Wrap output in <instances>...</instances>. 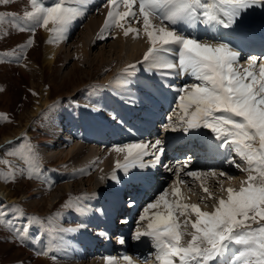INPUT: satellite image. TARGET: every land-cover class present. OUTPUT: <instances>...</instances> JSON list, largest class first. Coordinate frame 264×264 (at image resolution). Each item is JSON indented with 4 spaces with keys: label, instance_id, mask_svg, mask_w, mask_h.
I'll use <instances>...</instances> for the list:
<instances>
[{
    "label": "snow or ice",
    "instance_id": "obj_1",
    "mask_svg": "<svg viewBox=\"0 0 264 264\" xmlns=\"http://www.w3.org/2000/svg\"><path fill=\"white\" fill-rule=\"evenodd\" d=\"M78 2L85 4L86 0ZM0 3L7 4L9 0H0ZM66 3L67 0H56L45 6L38 0H31L32 10L24 13V19L32 22L31 27L16 26L34 35L36 28L51 23L50 31L55 39H60L66 35L71 22L82 15L80 8L65 6ZM102 6L109 10L101 36L115 27L124 29L125 36L134 33L139 37L141 28L125 27L122 22L142 23V32L151 44L142 62L147 63V70L170 79L189 75L195 81L182 86L169 85L177 93L181 111L178 125L171 127V131H176L177 127L185 134L210 130L214 140L219 141L216 147L227 152L224 163L240 167L233 158L234 153L246 163L244 170L249 173L247 186L242 184L238 191L227 189V197L220 198L214 210L208 212L197 204L183 202L179 184L186 181L180 176L183 172L193 180H201L203 191L210 196L203 181L215 177L216 171L186 170L188 164L176 168L177 181L171 186V195L176 199L170 201L165 189L149 202L137 222L146 221V228L137 227L134 239L141 236L151 239L157 264H176L177 259L179 264H264V223H261L264 222V62L259 64L257 73L254 70L257 58L250 56L248 67L241 70L242 53L231 41L201 42L198 36L176 27L184 23L232 29L250 10L264 9V0H211L210 3L207 0H105ZM154 19L160 23L153 24ZM31 43L29 40L27 45ZM168 54H174L175 59H169ZM135 68L130 65L124 75H130ZM168 121L171 123V117ZM169 123L164 125L165 130L169 129ZM114 151L124 154L123 161H116L115 169L125 174L137 167L162 166L169 172L175 167L162 162L165 149L161 139L118 146ZM149 155L152 159L145 161L144 157ZM219 175L226 173L221 171ZM111 179L120 182L115 171ZM129 204L134 206L135 202L129 201ZM152 209L156 211L149 215ZM97 212L103 210L97 209ZM180 217H184L182 223ZM0 223H6L24 243L38 219L22 216L14 205L0 204ZM122 223L128 221L124 219ZM253 223L260 226L252 228ZM185 236L190 237L186 242ZM31 238L38 237L31 233ZM118 243L124 245L125 238L120 236ZM233 245L242 246V250L234 251ZM36 254L47 255L48 252L36 250ZM152 255L149 253L143 258L144 264H148ZM123 260L125 264H134L127 255ZM107 264L116 262L108 258Z\"/></svg>",
    "mask_w": 264,
    "mask_h": 264
},
{
    "label": "rangeland",
    "instance_id": "obj_2",
    "mask_svg": "<svg viewBox=\"0 0 264 264\" xmlns=\"http://www.w3.org/2000/svg\"><path fill=\"white\" fill-rule=\"evenodd\" d=\"M42 1L44 0H38V3L43 4ZM52 4L54 3L51 2L45 6H49ZM69 5L73 7L71 4L67 2L66 6ZM81 5H82L80 7L82 11L81 18L85 19L84 23L81 22V18H80L79 22L71 26V28L68 27L70 28V30H68L70 32L66 36L67 40L64 43L65 46L63 45L61 50L58 51L56 55V59L53 62V64L50 63L47 65V63H44L42 59V47H43V42L45 40L43 36L42 28L41 27L36 28L35 33L33 35L31 31L28 30L21 31L19 30V27L16 26V25H20L25 27H31L32 22L24 19V13L26 11L32 10L31 0H9V3L7 4L0 3V16L3 17V19L0 20V185L4 187V189L2 188L4 191L7 192L8 190L11 192V195L13 196L14 199L11 202L12 204L11 203L10 204L11 206L14 205L16 208H18L22 216L36 217L38 219V223L44 226L45 225L48 226L46 230L48 231V234L50 235L51 241H53L54 245H56L54 240L58 239L57 237L58 235L56 234V232H53L54 229L52 231L49 230V227L53 228L52 226L56 227L55 230L65 231L70 229L72 231L77 232L81 237V242L83 243L85 242L86 238L87 239L89 238L87 237L88 235L89 236L92 235L91 238L95 240L93 242L95 244L96 253L91 248L87 256L81 257L78 260L73 261L74 263L87 264L90 263L91 259L94 258L98 259L99 257L102 258V257H108L114 255L113 260L116 262V264H121V263L124 264L125 262L123 260V256L127 255L131 257L133 261L135 260L134 264H138L137 261H140L141 257L144 258L149 255L148 251L144 249L143 250L144 254L143 255L140 254L139 258L137 257L138 253H140V245L142 243H144L145 245L148 244L150 249H152L153 246L151 239L149 237L141 236L138 240L134 239L131 247H129L130 246L129 245L130 241H129L128 243H126L127 246H125L127 247V249L119 250L117 249V245L120 246V244L118 243V238L120 236H123L125 240H127L126 232L130 231L129 233V237H130L131 230L133 231L132 237L134 238L137 227H140L141 230H144V228H146L147 222L144 221L138 224L137 222L139 219H137V216L141 212L143 213L144 207H146L149 202L154 201L156 196L163 191L161 190L159 192H155L154 196L150 192H148L149 194H147V192H142V188L141 190L139 189V184H141L140 181L143 179L144 173L142 171H139L137 168H133L132 171L134 174V182L132 186H130V190H129L130 192L133 191L134 193L133 195L126 196L121 193L120 191L121 187H123L124 184L128 183L127 180H129V178L120 177L119 183H117L116 181L107 182L108 191L105 192L103 195L94 196L93 193H95L96 191L95 190L91 191L93 189L90 190V187L94 183V181L91 184V182L87 180L86 177L82 176V174H86L84 172H82V174H77L76 176L73 175V177L75 178L73 179L74 183L70 184L71 187H69L68 191L62 193L63 190L65 189L64 188L65 186H63L62 184L72 183L70 179L66 178V175L68 174V170L72 169V167L67 168L66 165L65 167L62 166L63 162L61 158H63L69 151H71V148L74 145L77 146L78 144H80L83 146L99 149V153L100 151H104L101 152L100 154L99 153L96 154L97 158L94 159V162L96 161L95 163L90 162V166L94 164L96 167L98 166L102 167V165L106 161H108L109 158H112V154H113L112 152L115 147L124 146L129 143H150V142H154L156 139H161L163 141L164 139V137L162 138V136L164 135L162 133L164 127L163 124L165 125L166 123H169L168 117H171V122L172 121L174 122L169 126V128L171 129V127L177 126L178 122H176V120H174L172 116H175V119L178 118L177 121H179L181 117V111L179 108H174L172 109V111H169L168 117L165 116L163 121L161 119L157 120V124H156L157 129L155 130V134H156L155 137L145 136L139 139L137 138L135 139L134 134L131 131H136V132L138 131V129L141 126L140 120L142 119L139 120V118H136V116L132 118L130 112L124 115H120L119 111L117 110H115L116 112L113 111L116 106L111 105L110 108L111 111H113V113L111 114L115 118L112 117L109 119V121H105L106 128L104 129H108V131L106 132L110 133L109 130L111 128H116L114 129V131L116 132L117 135H119L118 136L119 139H117L115 142L106 139V140H100L99 142L98 140L95 141L91 140L88 143H86L85 139L87 138V134L91 136L90 131L93 130L89 129L87 126L85 127L83 121H79L80 119L76 115V111L74 108L71 111H69L68 108L69 106H73V107L79 106L78 111H83L86 109L87 106L78 105L76 101H72V100L66 101L65 98L70 96V94L72 93L74 94V92H77L78 95L80 94L86 95L89 92H90L89 95L92 93L94 94L95 89L89 88V87L92 88V86H94L96 90L99 92V94L102 96L100 98H102L104 101H107L108 103L109 102L111 103V101L113 100L116 101V99L109 94L112 92L107 88H109L110 86L112 87L115 80L117 81L121 80L120 83L117 85V87L122 93L124 92L123 93L124 97L123 96L119 97L116 94L113 93L112 94L116 97H119V100L124 101L127 104L126 107L129 108L128 110H131L132 112L136 110L135 112H139L141 105L138 103L132 105V101L134 99L135 94L132 92L127 93L126 88L128 84L126 83V81H128L130 78L126 77L127 79L126 78L124 79V77L126 76L124 75V72L126 69L129 68L130 65H135L136 66L135 70L131 72V75L134 73L132 75L133 76L132 79H135L137 77L138 81L141 80V83L143 80H145V78H149V77L153 78V73H151L149 77L148 76L143 77V80L142 78L140 79L137 76V73L140 74L141 72L139 71H144L146 64L144 65V68H140L139 66L142 65V60H138L137 62L130 63L131 59L130 57H128V54L131 52L128 44H124V49L120 51L118 54H116L114 48L110 46V45L116 46L119 43V40L116 39V36L117 38L119 36L126 37L124 35V29L121 28L114 27L110 31H105L103 33V36L101 35L99 36L102 38L104 37V40H95L92 43L93 45L91 44L89 47L87 46L88 49L87 53H89V57L84 58L83 56H80L79 50L77 48L80 44H82L85 35L90 34L88 20L90 18L92 19L91 16H94L100 22L102 21L101 26L99 27L98 31H96L97 35L101 34L102 33L101 31L104 29V23L107 17V12L109 10L107 7H103L104 11H100L99 14L98 13L94 14L91 8V4L86 5L88 7L90 6L89 9L90 12L84 8L85 4H81ZM137 5L136 8H138ZM13 20L16 21V24H13ZM122 23H125V27L131 26L134 28H141L142 26V23H137L135 21H132L131 23H126V22H122ZM179 25L181 27V24H178L176 25L177 29L179 28ZM178 30H180V28ZM95 34L96 33H94V35ZM90 35L91 36L89 40L92 41L94 39V36L93 38H91L92 34ZM29 40L32 41L30 46L27 45V42ZM149 47H151V44L149 45ZM147 51L148 49H146V52ZM101 54L104 55L105 57L104 60H101L102 59ZM247 60L248 59L243 58L242 61H240L241 70H243V68L248 67ZM89 61L94 62L101 67L104 64L106 68H100L99 70V68L96 66H90L91 63ZM261 62H263L262 58L258 60L257 64H260ZM101 63L103 64L101 65ZM88 68L89 71L87 74L85 72H82V70H88ZM147 69L148 66L146 67V72L148 73L149 70ZM254 70L257 73L259 72L258 65H256V68ZM154 75L156 76V74ZM186 76L188 78V81L183 83V85L191 84V82L192 83L195 82L189 75H185V78ZM108 82H110V84H107ZM143 84L145 86H149L146 82H144ZM151 85L154 84L150 83V86ZM101 86L102 87L106 86L107 88L103 87L104 89H101L100 88ZM174 95L177 96L176 93H174ZM43 96H45L46 97L45 100H47V104H45L46 105L45 109L41 113H37V115L32 116V112L35 109V107H40V108L43 107L41 105V100ZM122 97L123 99H120ZM114 103L115 102H113V104ZM54 109L59 111L63 109L62 111L63 117L68 116V114H71L70 120L72 121L69 123L71 125L70 130L65 131L64 137H62L61 147H55V154L60 152L59 157L55 160L49 161L46 158H42L41 155H39L38 148L39 146L44 145L45 150H48L46 145L50 144V141H48L46 138H47V134H49L48 126L49 124L51 125L50 115L52 114ZM95 113L96 115L99 114V116H101L104 112L98 111ZM127 114H129V117L125 118V115ZM139 114L141 116L142 112L140 111L138 115ZM123 120L126 123L123 124L122 122ZM83 127L84 129H81ZM56 128H57L56 130H58L59 126L56 125ZM179 130L182 131V129L177 127L176 131ZM16 131L19 132L15 133ZM197 131L198 130H196V132ZM6 135H9L11 139H9L7 142H3L1 138ZM82 135L84 136L82 137ZM77 136L82 137L81 140ZM92 138L93 137H91V139ZM187 138L188 140H185L186 142L192 141L191 134H186L185 139ZM9 142H13V143H9ZM42 151L44 150H40V152ZM149 151H151V149H149ZM233 157L236 158L238 156L233 155ZM66 158L70 159L72 158V156L69 154L66 156ZM144 159L145 161L151 160V156L150 155L146 156L144 157ZM178 161L179 160H176V162ZM163 163L165 164L166 161ZM239 163L240 165H242V162L239 161ZM86 165L88 166V163L84 164L81 159V162H79L76 165L75 169L83 170L84 168L87 167ZM159 167L163 170V174L161 172V169L159 170L161 172V175H159V181H161V178H165V180H163L162 183L167 186L166 188L167 190H169L170 188L172 189L171 186L173 185V182L176 181L175 172L168 173L167 175V170L162 166ZM211 170L219 171V173L223 171L227 175H225L224 177V176H220L219 173H217L215 177H208L210 180L209 183L213 181V183L215 182L217 185L218 183L216 180H218V182H220L219 184L225 185L228 182L230 183L229 177L232 178L233 181H236L237 183H241L240 180L242 178L239 179V177H241V174L243 173L241 172V174H238V172L240 171L235 170L236 172L234 171V173L228 172L225 171L222 168V166H219ZM197 171L202 172L201 168ZM203 171L208 172L209 170H203ZM87 172H90V170H88ZM98 172L99 171H97V173ZM94 175H95L94 173H91L89 177ZM93 180H95L96 182L97 177H93ZM183 180L189 181L188 183L190 184L189 186H187V189L183 188L181 190L182 195L184 197L183 202L190 204L194 200L197 201V199H195V197H197L200 199L198 203L206 207L208 210H210V208L212 209L213 205L216 204L221 197H223L224 192L226 190L223 186H221L220 189L216 187L214 188V186L210 185L207 182V180H204L203 186L207 188L211 187L208 188V192L210 193L209 196L203 191L201 187L202 182L200 183L199 186V184H196L197 181H195L196 183L192 185L191 182L193 180L191 178L183 179ZM75 181L77 182V184H75L76 183ZM180 185L182 187V184ZM155 186H157L158 188L160 187V185L157 184ZM155 186H153L152 188L154 189ZM168 186H170V188ZM75 187L77 188V190L74 192L73 189ZM192 188L193 190L192 192H190V189ZM59 190H61V193L56 192ZM118 191H119V196L120 197L123 196L126 202L130 201V199H133L135 205H138L140 198L143 199V201H141V205H140L141 209L139 210V213L137 212L134 216H131L130 214L131 216L130 217L129 214L126 213H124L123 215H118L120 217H117V223L114 225L113 229L110 230L111 231L110 236L112 239L111 243H113V247L105 246V243L101 241L102 240L101 234L99 233L98 235L97 231H94L93 228L87 226L89 222H86L84 225L82 223H78L77 225H73L72 227L69 223L63 222L64 219L62 218H60V220H57L60 214L62 216L64 215L63 212L67 214L68 209L72 212L74 211L76 212L79 205H82L81 206L82 208L87 207L88 210H91L92 207L93 212L89 213V214L92 213L91 218L100 219V217H102L103 212L102 213L97 212V209L103 210V205L108 203L110 194L112 196L113 193L115 192L117 193ZM125 191L126 190H124L123 193H125ZM214 192H216L217 194ZM54 193L57 194V196H59L60 194L61 195L59 196V198H57L58 200L54 203L52 210L51 208L47 209L46 204H43L42 207H36L35 203L39 200V198H41L44 195H47L46 196L47 198ZM28 194H30L29 195L30 197L28 196ZM170 194L171 193H169L168 195L169 198H170ZM146 195L147 197H144ZM141 196H143V198ZM172 198L176 199V197H174L173 195ZM0 204H3V202L0 201ZM112 206L114 207V204ZM108 209L109 207H107L106 211ZM124 219H126L130 223L129 222L126 224L122 223V220ZM183 220L184 217H180L181 223L183 222ZM81 225H83V227H81ZM189 229L191 228L189 227ZM83 237L85 238L83 239ZM58 243H60L59 240ZM83 243L80 242L76 243L73 252L80 251L81 249H79V247L82 246ZM63 244L66 245L67 243L63 241ZM36 246H37V239L33 240L31 238V233L28 236V238L25 240V242L21 243L20 240L15 237L12 230L6 223H0V264H37L39 263V258L41 257V255L36 254ZM107 247L108 250L106 251ZM114 248H116V250ZM61 250L57 249V247L53 248L52 254L50 256L48 255L49 256L48 260H51L52 264H55L57 262L58 260L57 257L60 255ZM109 250L112 251L110 255L107 254ZM104 252L106 253L103 255L106 256H103L101 254ZM150 253H152L153 255L148 260V264H157V261L155 260V253L154 252H150ZM97 255L98 257H94ZM140 263L144 264V261H140ZM176 264H179L178 259Z\"/></svg>",
    "mask_w": 264,
    "mask_h": 264
},
{
    "label": "bare ground",
    "instance_id": "obj_3",
    "mask_svg": "<svg viewBox=\"0 0 264 264\" xmlns=\"http://www.w3.org/2000/svg\"><path fill=\"white\" fill-rule=\"evenodd\" d=\"M207 1L209 3L211 2V0H207ZM42 2H43L44 5H48L51 2L55 3L56 0H44ZM67 2L69 4H71L73 7L80 8L82 6L78 2V0H67ZM89 4H91V8H92V11H93L94 14L95 13L99 14L100 11H104L103 6H102L104 4V0H93V1L86 0L84 8L90 12V10H89L90 6L89 7L86 6V5H89ZM101 6H102V8H101ZM137 7H138V5H137ZM121 10H123V9H121ZM81 16L82 15L78 16L77 18H75L71 22L69 27L71 28V26H73L77 22H79ZM91 17H92V19L90 18L88 20V25H89V32H90V34H92L91 38H93V36H94V39L92 41H90L89 38H90L91 35L90 34L85 35V37L83 38L82 44H80L78 46V48H77L79 50V55L83 56L84 58L89 57V53H87V51H88L87 46L89 47L93 43V41H95V40H104V37L103 38L99 37L101 34L97 35V32H96V31H98L99 27L101 26V22L102 21L100 22L94 16H91ZM84 21H85V19L81 18V22L84 23ZM240 21H242V20H240ZM159 23H160L159 20H153V24H159ZM179 27H180V25H179ZM41 28L43 30L42 32H43V36L45 38V40L43 42V47H42V59H43L44 63H47V65L50 64V63L53 64V62L56 59V55H57L58 51L61 50L62 46L64 45V43L67 40L66 36L70 32V31H68V30H70V28L67 29L66 35L61 37L60 39H55V34L50 31V29L52 28V24L51 23L47 27H41ZM246 32H248V31H246L245 26L241 22H237L236 26L234 28H232V29H229V30L225 29V28H223L221 26H215V27H207L206 26V28L202 30V34H201V36L199 38H200L201 42H208V43H217L218 40H219V42L225 41V37H228V36L229 37L240 36L239 37L240 40L247 41V42H257V41L264 40V38L260 37V33H258V32H257L258 35L253 33L250 37H246V36L242 37L241 34L245 35ZM94 33H96V34L94 35ZM116 39L119 40V43L116 46L110 45L111 47L114 48L116 54H118L120 51H122L124 49V44H128V46L130 47V52H131V53L128 54V57H130V59H131L130 63L137 62L138 60H142V62H143L144 55L147 53L146 49H149L150 42L148 41L147 37L143 34L142 26H141V33H140L139 37H136L134 33H129V35L126 36V37H120L119 36L117 38V36H116ZM235 48L237 50L241 51V52H242V49L243 50L247 49V47H245V44H240L238 42V40H237ZM101 57H102L101 60L105 59L103 54H101ZM168 58L169 59H175V56H174V54H168ZM242 59L243 58L241 57L240 61H242ZM89 62L91 63L90 66H96V67L99 68V70H100V68H106L103 63H101V65L103 64V66L101 67V66H98L94 62H91V61H89ZM263 62H264V60H263ZM145 64H146V66H145L144 71H139L141 73L140 74L137 73V76L140 79L142 78V80H143V77H145V76L149 77V75H151V73H153V78H155V79H153L152 77L145 78V80H143L142 83H141V80L138 81L137 77L135 79H132L133 78L132 75L134 73L132 75L131 74L130 75H126L124 77V79L126 77L130 78L128 81H126V83L128 84L126 90H127V93L128 92H132V93L135 94L134 95V99L132 101V105H134L136 103L141 105V108L139 110V112L140 111L142 112L141 116H140V114L138 115L139 112H135L136 110H134V112H132L131 110H128L129 108L126 107L127 104L124 101L119 100V97H121V96L124 97V94H123L124 92L122 93L117 87V85L120 83L121 80H118V81L115 80L113 85H112V87L110 86L111 88L110 87L107 88L106 86H103L104 88H107L108 90H110L113 94H116L117 96H119V97H116L112 93H109L112 97H114L116 99V101L113 100V101H111V103L110 102L108 103L107 101H104L102 98H100L102 96L99 94V92L96 90V88L94 86H92V88L89 87L90 89H95V93L94 94L92 93V94L89 95V93H90L89 92L86 95L85 94L84 95H82V94L78 95L77 92H74V94L72 93V94H70V96L65 98L66 101L72 100V101H76L78 105L87 106L86 109L83 110V111H78L79 106H76V107L69 106V108H68L69 111L73 110V108H74L75 111H76V115L80 119V120L79 119L78 120L79 121H83L85 127L87 126L89 129L93 130V131H90L91 136H89L87 134V138L85 139L86 143H88L91 140H93V141L98 140V142H99L100 140H106V139L109 140V141L115 142L117 139H119L118 138L119 135H117L116 132L114 131V129H116V128H111L109 130L110 133L106 132V131H108V129H104V128H106L105 121H109V119L113 117L111 113H113V111H115V110L119 111L120 115H124V114L130 112L132 118L136 116V118L145 120V119L148 118L147 117L148 109L146 108V105L144 106V104L146 102L150 101L151 103H154V104H157V105L159 104V106H160V102L159 101L161 100V102L163 104V107H164V110H165V112H167L166 113V117H168L169 111H172V109H174V108H179L177 96H175L176 99L174 100V101H177V102L172 101V99L174 97V93H176V91L173 88L169 87V85L174 84L175 86H182L183 83L188 81L187 76H186L187 80L185 78V75L177 76L174 79H170V78H166L164 76H161L159 74H156L155 72H152V71H149L147 73L146 72V67L148 66L147 63H142V65L139 66V67L140 68H144ZM257 65L259 67V64H257ZM88 71H89V68H88V70H82V72H85L86 74L88 73ZM154 74H156V76ZM111 80H113V79H111ZM104 81H106V80H104ZM144 82H146L149 86H145L143 84ZM150 83H152L154 85L150 86ZM107 84H110V82H108ZM103 87L101 86L100 88L104 89ZM151 87H152V90H151ZM123 97L120 98V99H123ZM45 99H46V97L43 96L42 100H41V105L43 107L42 108L35 107V109L32 112V116L33 115H37V113H41L45 109V106H46L45 104H47V100H45ZM113 102H115V103L113 104ZM111 105L112 106H116L113 111H111V108H110ZM162 110L163 109L160 106L158 108V111L155 110L154 115L156 117H161L160 112ZM62 111H63V109L60 110V111L54 109V111L50 115V119H51L50 123H51V125L49 124V126H48L49 134H47V138L46 139L48 141H50V144L53 143V142H55V143L51 144V147H50V144L46 145L48 150H45V146L44 145L43 146H39V148H38L39 155H41L42 158H46L49 161L55 160V159H57L59 157V153L60 152L55 154V147H61V145H62V137H64L65 131H69L70 130V126L71 125L69 123L72 121V120H70L71 119V114H68V116L63 117ZM98 111H103L106 114H102L101 116H99V114L96 115L95 112H98ZM114 115H116V114H114ZM128 117H129V114L125 115V118H128ZM154 118L155 117H152L151 120H149V119L145 120V121H148V122L144 123L143 127L139 128L140 130L138 129L139 130V134H140L139 137L137 135L138 131L137 132L136 131H131L134 134V138L135 139L136 138L139 139L141 137H145V136H142V134H148L146 137H155L156 134L154 133V130H156V129H155V125L153 124V119ZM172 118L174 120H176V122H179V121H177L178 118L175 119V116H172ZM173 122L174 121L169 123V126ZM56 125L59 126L58 130H56L57 129ZM163 126H164V124H163ZM81 129H84V127L81 128ZM18 132L19 131H16L15 133H18ZM174 132L175 131H171L170 128L168 130H165V128L163 127V130H162V133L164 134L162 136V138L164 137L163 146H164L165 152H164V155L161 158H162V162L166 161L165 164H168L170 167L175 166V167H173V171L172 172H175L176 168H180L183 164H188L189 167L186 170H196L197 171L200 168L204 169V170H210V169H214V168H217L219 166H222V168L225 171H228V172H233L234 173L235 170L240 171V172H238V174H241V172H242L244 175L241 174V177H239V179L242 178L240 180L241 183H237L236 181H233L232 178L229 177L230 183L228 182L229 181L228 179H227L228 183H226L225 185L219 184L220 182H218V180H216L217 183H218L217 184L218 186H217L215 182L213 183V181L211 183H209L210 182L209 178L206 179L207 182L210 185L214 186V188L216 187V188L220 189L221 186H223L226 189L225 192H224L223 197H221V198H226L227 197V189H229V188H232V189L238 191L240 189V187L242 186V184L244 186H247L246 181H247V177H248L249 173L244 170V168H246V163L244 161H242L239 157H236V158H234L236 160V163L238 161V164L240 165L239 161L242 162V165H240V167H236V166L231 165V164H225L224 163V159H225L226 153H225L224 149H219V151L216 154L210 152L209 158L206 159V163H203V164H201L199 166H197V165L192 163V161H191V157H192L191 156V152L197 151L198 149H200V145L204 144L203 143L204 138L207 137V138L211 139V148L212 149L217 148L216 145L219 144V141L214 140V138H213V136L211 134L206 136V133H207L206 129L198 130L197 132L195 130V131H191L190 133H187V134H191V136H192V141H188V142L185 141V140H188V138L185 139L186 138V134L183 131L179 130V131H176L175 133ZM204 132H205V134H204ZM121 133H124V132H121ZM198 134H199V136H198ZM59 135H60V137H59ZM80 136H77V137L81 140V138L84 135H82V137H80ZM91 137H93V138L91 139ZM9 139H11V137L9 135L3 136L1 138V140L3 142H7ZM110 146H111V144H110ZM40 150H44V151L40 152ZM101 152H104V151H100V153ZM98 153H99V149H95V148H92V147H87V146H83V145L78 144L77 146L74 145L71 148V151H69L63 158H61V160L63 162L62 166L65 167V165H66L67 168L68 167H70V168L72 167V169L68 170V174L66 175V178L70 179L72 183L62 184L63 186H65L64 187L65 189L63 190L62 193H64L65 191H68L69 187H71L70 184L74 183L73 179H75V178L73 177V175L76 176L77 174H82V172H84L86 174H82V176L86 177L87 180H89L91 182V184L94 181V183L90 187V190L93 189L91 191H94V190L96 191L95 193H93V195L94 196L95 195H97V196L98 195H103L105 192L108 191L107 182L114 181V180L111 179V176H112L113 172L115 171L117 177H119V178L120 177H128L129 178V180H127L128 183L124 184V186L121 187V190H120L121 193L123 194V191L126 190L127 191L126 196L127 195H133L134 194L133 191L132 192L129 191L130 190V186H132V184L134 182V174H133V171H132L133 168H130L128 170L127 174H125L123 170H116L115 169L116 161L117 160L123 161L124 154H122V153L118 154V153H116L113 150L112 158H109V160L106 161L102 165V167H99V166L96 167L94 164L92 166H90V162H92V163L94 162V159L97 158L96 154H98ZM69 154L72 156V158H70V159L66 158V156L69 155ZM233 155H235V154L233 153ZM81 159H82V162L84 164L88 163V166L86 165L87 167L84 168L83 170H76L75 169L76 165L79 162H81ZM151 159H152V157H151ZM172 159H173L174 162L172 161ZM176 160H179V161L176 162ZM177 163H178V165H177ZM137 169L144 173V177L140 181L141 184H139V189L140 190L142 188V191H145L147 193L150 192L154 196L155 192H159L161 190L164 191L167 188V186L162 183V181L165 180V178H161V181H159V175H161V172L163 174V170L159 166H157V167H145V168L137 167ZM160 169H161V172L159 171ZM88 170H90V172H87ZM97 171H99V172L97 173ZM172 172H169L167 170V175H168V173H172ZM202 172H204V171L202 170ZM91 173H94L95 175L89 177L91 175ZM216 173H219V171H216ZM93 177H97L96 182H95V180H93ZM180 179H190V178L185 176L183 174V172H182L181 176H180ZM176 181H177V176H176ZM185 181H187V180H185ZM195 181H197V183ZM188 182L189 181L183 183L182 187L179 184V187L181 188V190L183 188L187 189V186L190 185ZM201 182H202L201 180H193L191 182V184L194 185L196 183V184H199V186H200ZM121 183H120V185H121ZM75 184H77V182ZM156 184L160 185V187L158 188L157 186H155ZM153 186H155L154 189L152 188ZM168 187L170 188V186H168ZM2 188L4 189V187H2L0 185V201H2L3 204L11 206V204H12L11 202L13 201L14 198L11 195L10 191L7 190V192H6ZM208 188H211V187H208ZM73 190L75 192L77 190V188L75 187ZM170 190H172V189L170 188L168 190V193H172V191H170ZM192 190H193V188L190 189V192H192ZM214 191H217V190H214ZM56 192L61 193V190L56 191ZM214 193H216V192H214ZM144 194H146V193H144ZM29 195L30 194H28V196ZM46 196L47 195H44L41 198H39V200L35 203L36 207H42L43 204H46V208L47 209L51 208V210H52V207H53L54 203L58 200L57 198H59V196H57V194H55V193L52 194L51 196L47 197V198H46ZM135 198H137V197H135ZM195 199H197V201L194 200L190 204L199 205L200 209L203 210V211L211 212V211L214 210L215 204L213 205L212 209L210 208V210H208L206 207H204L203 205H200L198 203V201H200L199 198L195 197ZM169 200L170 201L171 200H175L174 198H172L171 194H170ZM113 204H114V207L112 206ZM140 205H141V201L139 202V205H137V206L136 205L132 206L129 203L127 204L126 201H125V198H123V196L122 197L119 196V191H118L117 193L116 192L113 193L112 196L110 194V197L108 199V203L103 205V213H102V217H100V219L99 218H94V219L91 218L92 213L91 214H89V213L93 212L92 207H91V210H88L87 207L82 208L81 207L82 205L78 206V209L76 210V212L75 211L72 212V211H70L68 209L67 210V214L65 212H63L64 215L62 216L60 214L58 216V219L57 218L56 219L60 220V218H62V219H64L63 222L69 223L72 227H73V225H77L78 223H82L84 225L86 222H89L87 224V226L93 228L94 231H97L98 235H99V233L101 234V238H102L101 241L103 243H105V246L113 247V243H111L112 239H111V236H110V233L108 232V230L113 229L114 225L117 223V216L120 215V214H123L125 211L127 212V214H131V216H134L137 212L139 213V210L141 209ZM107 207H109V209L106 211ZM115 209H117V210H115ZM155 211H156L155 209L149 210L150 214L149 213L148 214L152 215ZM141 213L138 214L137 219H139L138 217H139V215H141ZM192 218L194 219V217H192ZM113 221H115V222H113ZM100 222H102L101 225L97 226ZM251 226H252V228H257L260 225L253 223ZM52 227L53 228L49 227V230L52 231L54 229L53 232H56V234L58 235L57 236L58 239L54 240L56 245L53 244V241H51L50 235L48 234V231L46 230V228H48V226H46V225L44 226V225H42L40 223H36L30 229V233H35L36 236L38 237L37 238L36 250H41V251H47L48 252L47 255H41V257L39 258V263H37V264H43V263L44 264H49L51 262V260H48L49 256L52 254L53 248H56V247H57V249H60V250L63 249V248L64 249L61 250L60 255H59L60 257L57 255L58 256L57 257L58 260H57V262L55 264H76L73 261L78 260L79 257L81 258V257L87 256L89 254L88 252H89V250H91V248H92V250H94L93 246L87 247V246L84 245L83 242H81V237L79 236V234L77 232L72 231L70 229L65 230V231L55 230L56 227L55 226H52ZM188 230L191 231V229H188ZM102 233H106V234H109V235H102ZM129 233H130V231L126 232V236H127L126 237L127 238L126 243H128L130 241V243H129L130 246L129 247H131L132 246V242L134 241V238L132 237L133 231L131 230V236L130 237H129ZM85 237H83V239ZM87 237H89V238L88 239L86 238L85 242L94 243L93 241H95V240L93 238H91L92 235H90V236L88 235ZM185 237H186V238H184L185 242L190 239L189 236H185ZM58 240L60 241V243H58ZM63 241H65L67 244L66 245L63 244ZM78 242L83 243V245L86 247L87 250H85L84 246L82 245V246L79 247V249H81L80 251L73 252L74 246ZM126 243L124 245H120V246L117 245V249H119V250L127 249V247H125V246H127ZM76 247H78V246H76ZM232 248L234 250H237V249H241L242 250V246H238V245H233ZM114 249L116 250V248H114ZM144 249H146L148 251V253H150V252H154L155 253V249L154 248L150 249L148 244L145 245L144 243H142L140 245V253H138V255H137L138 258H139L140 254L141 255L144 254V251H143ZM107 250H108V247H107L106 251ZM105 253L106 252L101 253V254L103 255ZM111 253H112V251H110V250H109V252H107L108 255H110ZM118 253H120V252H118ZM116 254H117V252H116ZM103 256H106V255H103ZM111 256L102 257V258L99 257L98 259L94 258V259H91L90 263H87V264H107L108 258H112L113 259V257H114V255H111ZM94 257H98V255L94 256ZM138 258H137V260H138ZM53 262H54V260H53ZM137 262H138V264H141L140 261H137ZM50 264H52V262Z\"/></svg>",
    "mask_w": 264,
    "mask_h": 264
}]
</instances>
